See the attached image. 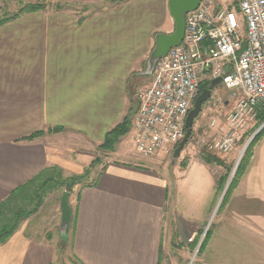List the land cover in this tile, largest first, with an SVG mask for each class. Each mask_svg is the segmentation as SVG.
Segmentation results:
<instances>
[{"label": "crops", "instance_id": "1", "mask_svg": "<svg viewBox=\"0 0 264 264\" xmlns=\"http://www.w3.org/2000/svg\"><path fill=\"white\" fill-rule=\"evenodd\" d=\"M173 29L167 0L82 14L55 5L0 26V201L44 168L62 166V139L98 147L129 110L133 119L135 93L151 80L143 72L154 35ZM55 127L63 130L48 133ZM35 131L44 135L21 140ZM128 135L132 141L131 125ZM120 140L75 193L69 248L79 264H171L162 252L173 247V227L190 238L210 222L200 264H264V136L220 208L222 167L195 157L190 143L185 166L167 173L153 166L154 155H131ZM220 158L237 160L235 151ZM181 185L180 212L169 204ZM41 223L27 221L0 244V264H53L54 238Z\"/></svg>", "mask_w": 264, "mask_h": 264}, {"label": "built area", "instance_id": "2", "mask_svg": "<svg viewBox=\"0 0 264 264\" xmlns=\"http://www.w3.org/2000/svg\"><path fill=\"white\" fill-rule=\"evenodd\" d=\"M235 1V9H228L202 0L188 12L181 43L156 62L150 83L136 91L132 141L142 157L174 151L202 82L220 77L223 88L239 96L214 150L230 151L257 108H264V0Z\"/></svg>", "mask_w": 264, "mask_h": 264}, {"label": "rangeland", "instance_id": "3", "mask_svg": "<svg viewBox=\"0 0 264 264\" xmlns=\"http://www.w3.org/2000/svg\"><path fill=\"white\" fill-rule=\"evenodd\" d=\"M127 0H0V15H4L5 13L11 14L16 12L21 6L26 3H34L41 2L45 5V9L54 10L55 5H60L62 8L76 11L79 14L84 12H95L96 10L108 8L116 5V3L126 2ZM235 0H213L214 6L216 8H228L235 9ZM49 8V9H48ZM243 30V28H242ZM157 34V33H156ZM154 46V45H153ZM238 94L233 95L232 91H228L223 86H217L213 89L210 99L204 103L201 109L200 115L194 122V126H196L193 130L194 136L190 138L188 143H190L191 153L195 157H199L202 153H211L216 155L217 157H226L230 152L235 151V157L239 158L240 155L243 156L244 151L241 154L242 148L250 136L253 134L254 129H256L257 123L256 121L252 122L251 125L242 132L237 134L236 142L234 147L228 152L222 153L217 149L214 150L211 148L213 144L219 141L222 136L226 133L227 129V121L226 117L228 113L233 109L234 104L238 98ZM130 130V128H129ZM129 132V131H128ZM125 142L128 144V148L125 149L131 155L141 156L135 149L133 142L130 139L128 133L121 137L120 142ZM59 144L61 147V151L58 152L60 157L62 158L61 164L59 168L62 170L63 177H72L82 175V180L79 184L75 185L72 188V192L69 195L71 196V207L75 206V193L81 187L92 183L96 173L99 170L100 165L104 162V159L110 152H105L100 150L98 147H93L90 149L82 146L79 141H75L70 143L68 138L62 139ZM123 142V143H124ZM122 143V144H123ZM250 143V142H249ZM116 146V145H115ZM248 146V145H247ZM120 147V146H119ZM186 147V145H185ZM184 147V149H185ZM117 149V148H116ZM180 152V156L178 158H173V151L170 154L163 155L160 153H156L152 158H154V165L157 169L162 170L167 173H173L175 167L178 165L179 168L185 166L184 162L187 158H189L190 154H184L182 157V152ZM246 149V148H245ZM63 150V151H62ZM74 150V152H73ZM81 153H85L87 155H82ZM241 156V158H242ZM142 157V156H141ZM146 158V157H144ZM236 158H231L236 160ZM148 159V158H146ZM66 160V161H65ZM94 160H97L94 162ZM233 160V161H234ZM236 160V162H237ZM67 161H75L73 168ZM149 161V160H148ZM225 161V160H224ZM183 162V163H181ZM227 163L229 172L227 174L226 183L231 182L234 177V173L237 165L236 162ZM240 162V160H239ZM238 162V163H239ZM157 163V164H155ZM220 171L222 173L224 168ZM225 183V184H226ZM225 186V185H224ZM224 188V187H223ZM184 189V186H174L171 189L170 196V208L171 210L180 211V204L177 203L176 194L181 192ZM223 190V189H222ZM64 192V188L53 191L49 193L44 199L40 207L37 211L27 218L20 227L26 223L27 221H32L38 219L41 224L45 225V230H48L49 238L53 240L54 245V261L53 264H74L78 263L69 248V233L66 242L64 238L60 235L59 231V222H60V214H59V202L62 193ZM223 197V196H222ZM205 206L202 207L201 212L199 213L201 217L205 214L204 212ZM181 212V211H180ZM212 213V211H211ZM210 213V214H211ZM178 217L176 220L178 221ZM35 222V221H34ZM211 223L206 226V228L202 229L199 233H205L207 229H211ZM19 227V228H20ZM69 232V231H68ZM169 233V232H168ZM199 233L189 236L183 237L177 232L175 227H173L172 232V249L169 248V251L162 252L163 262L164 257L171 264H200V254L193 249V245L196 239L199 236ZM203 238L200 235L199 240ZM170 258V259H169Z\"/></svg>", "mask_w": 264, "mask_h": 264}, {"label": "trees", "instance_id": "4", "mask_svg": "<svg viewBox=\"0 0 264 264\" xmlns=\"http://www.w3.org/2000/svg\"><path fill=\"white\" fill-rule=\"evenodd\" d=\"M234 2L236 7V1ZM44 8L45 5L41 2L26 3L14 13H5L2 16L0 15V26L15 20L23 14L44 10ZM242 48H244V44H242ZM208 85L209 82H202L200 84L199 92L207 88ZM132 114L133 113L131 110H129L128 113L123 117L122 121L105 134L102 144L98 146L100 150L105 152H112L114 150L119 139L128 133L131 125ZM255 121L257 123V129L264 122V108H257ZM256 129H254V131ZM62 130L63 128L61 127H55L53 129H49L48 133H58ZM43 135V131H35L28 136L23 137L21 140L32 141L35 138L42 137ZM263 136L264 127L253 137L246 147L243 156L236 167L234 177L227 186L226 191L221 199L219 208L227 201L231 190L234 188L240 176L247 167L248 161L252 155L253 147L261 140ZM200 159L207 164H215L220 166L224 168V171H226L218 178L216 182V187L220 194L226 183L227 174L230 170L228 169V165L220 157H217L211 153H202V155H200ZM95 161L97 160H94V162ZM81 177L82 175L63 177L62 170L59 167L51 166L44 168L31 179L16 187L7 197L0 201V244L4 243L8 238H10V236L19 229L20 225L37 211V209L42 204L43 199L49 193L64 188V192H68L70 195L72 188L79 184V182L82 180ZM82 187L83 186L80 188ZM73 224L74 215H72L69 232L72 230ZM200 235L201 233H199V236L193 245V249L197 246ZM210 235V230L207 229L198 247V254L202 253L204 250Z\"/></svg>", "mask_w": 264, "mask_h": 264}, {"label": "water", "instance_id": "5", "mask_svg": "<svg viewBox=\"0 0 264 264\" xmlns=\"http://www.w3.org/2000/svg\"><path fill=\"white\" fill-rule=\"evenodd\" d=\"M201 1L202 0H167V9L173 20L174 29L171 33H168V34L157 33L154 35V46L148 55L146 68H145V71L143 72L145 76L150 77L153 72L156 62L159 59L163 58L172 47L178 46L181 43L183 39L184 29H185V15L188 12L195 10L199 6ZM220 83H221L220 77L213 79L212 81L209 82V85L207 86V88L201 90L198 96L196 97L191 109L188 111V114L185 118V122H184L185 134L181 142L174 149L173 158H178L180 156V152L184 149L185 145L188 143V141L192 137V128H193L194 121L200 115L201 109L204 103H206L210 99L213 89ZM263 127H264V122L253 132V134L244 144L241 154L245 150L249 142L253 139V137ZM241 156L242 155L239 156L235 165L238 164L239 160L241 159ZM227 186H228V183L225 184L221 192V195L216 204L217 206L219 205L222 199V196L226 191ZM68 198H69L68 192H64L60 197L59 231H60V235L64 238L63 242H66L68 238V231H69L71 219H72V208L69 204ZM203 235L204 233L202 234V236ZM201 240H202V237L199 240L195 248V251L198 250Z\"/></svg>", "mask_w": 264, "mask_h": 264}, {"label": "bare ground", "instance_id": "6", "mask_svg": "<svg viewBox=\"0 0 264 264\" xmlns=\"http://www.w3.org/2000/svg\"><path fill=\"white\" fill-rule=\"evenodd\" d=\"M189 264H191V262Z\"/></svg>", "mask_w": 264, "mask_h": 264}]
</instances>
